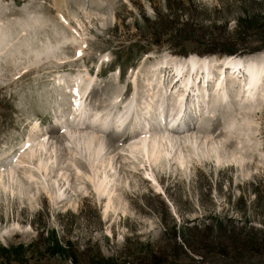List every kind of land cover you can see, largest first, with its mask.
I'll return each instance as SVG.
<instances>
[{"label": "rangeland", "instance_id": "rangeland-1", "mask_svg": "<svg viewBox=\"0 0 264 264\" xmlns=\"http://www.w3.org/2000/svg\"><path fill=\"white\" fill-rule=\"evenodd\" d=\"M90 1L0 0V20L11 36L0 54V264H75L71 254L81 257L78 263L89 264L87 259L93 262L98 251L114 264H139L127 257L143 248L146 254L140 258L155 257L162 264H264V100L254 112L243 113L252 120V134L247 132L252 142L244 143L242 166L228 163L226 153L220 163L184 148L189 159L185 168L163 162L153 168L156 184L136 161L119 159L121 204L116 201L107 213V199L99 198L87 180L77 179L76 169L67 163L73 153L66 142L53 145L56 152H50L57 164L49 174L69 175L61 189L72 203L55 198L57 186L38 170L40 156L26 155L30 141L39 135L51 129L65 131L77 75L92 73L96 94L88 104L99 108L109 87H127L123 101L137 92L135 81L143 92L141 73L166 57L216 58L219 64L218 59L243 55L241 51L247 54L243 57L264 54V49L253 52L262 44L264 0ZM171 12L178 18L169 19ZM248 17L252 20L247 23ZM201 41L218 45L205 53L198 45ZM231 51L238 53L226 54ZM189 69L193 71L192 64ZM59 78L68 80L65 96L57 93ZM236 115L241 122L243 117ZM217 119L205 113L191 123L200 125L202 137L212 121L220 122ZM36 124L42 132H33ZM123 141L126 147L129 141ZM11 169L15 170L10 175ZM53 235L63 254L53 256L57 247L47 243ZM183 242L187 255L175 247Z\"/></svg>", "mask_w": 264, "mask_h": 264}, {"label": "bare ground", "instance_id": "bare-ground-1", "mask_svg": "<svg viewBox=\"0 0 264 264\" xmlns=\"http://www.w3.org/2000/svg\"><path fill=\"white\" fill-rule=\"evenodd\" d=\"M98 1L100 0L90 2ZM9 36L10 32L0 20V54L10 45L8 39L11 36ZM2 38L4 40H1ZM213 60L216 58L192 56L177 61L173 57H170V60L166 57L141 73L144 79L141 85L143 92H140L135 81L136 94L129 101L122 102L120 99L124 91L120 88L118 91H113L115 87L113 89L109 87L106 98L101 101L103 104L99 108H91L92 102L88 104L96 94L94 78L88 74L77 75L73 78L71 87H74L71 90L68 80L59 78L57 93L65 96V90L69 89V94L72 96L71 102L74 105L71 108L72 113L70 118L64 117L72 125L70 127L69 123L64 121V132L51 129L39 135L38 139L30 141L32 145L29 144L31 146L26 154L27 157L33 159L40 156V159L37 157L38 170L39 172L44 170L47 175L55 163L57 164L56 157H52L50 152L51 150L53 153L56 152L53 145L57 143L64 145L66 142V148L73 153L69 154L67 163L70 162L71 167L76 169L77 179L87 180L99 198L107 199L105 213L114 209L116 201L121 204L122 198L117 194L122 174L118 167L121 165L118 163L119 159L136 161L151 178L148 180L156 184L158 180L154 169L163 162L170 165L174 161L185 168L189 159L187 160L183 152L184 148H189L199 157L215 158L218 162L225 159L226 153L230 155L225 159L228 163L242 166L244 157H241V152L244 143L252 142V138L247 137V132L252 134V130L248 128L252 120L243 113L246 110L252 112L255 105H259L264 100V54L218 59L220 65ZM191 64L193 71L189 69ZM211 65H213L212 70ZM229 68L234 71L232 74L229 73ZM181 69L184 71L182 72ZM169 70H171L170 75L167 74ZM204 71L206 73L201 75ZM216 72L222 73V76L219 74L217 78ZM182 82L183 85L180 86ZM212 83L213 88L210 89ZM138 91L141 93L139 99L136 98ZM119 106H123V110ZM205 113H210L215 118L218 116L217 120L221 119L220 122L223 124L219 121L214 124L212 121L209 125L210 129L204 132L206 136L199 137L202 131L197 128L200 125L192 124L191 121L198 120ZM234 114L243 117L242 121L239 122ZM189 123L193 126L188 129ZM126 126L134 137L126 147H122L124 138L116 131H121ZM169 126H175L176 130H170ZM180 127H184V131H179ZM243 127L248 130H243ZM33 132H42L38 124L34 126ZM176 134L184 135L180 137L181 135ZM254 145H258L256 140ZM49 152L51 156L48 157ZM42 157L45 159L42 160ZM170 157L172 160L169 161ZM134 169L136 170V167ZM14 170H8L9 174L14 173ZM50 174L47 175V178L51 179L49 182L57 186L55 198L72 203L69 193L61 189L64 181L69 183V175L56 173L52 177Z\"/></svg>", "mask_w": 264, "mask_h": 264}, {"label": "trees", "instance_id": "trees-1", "mask_svg": "<svg viewBox=\"0 0 264 264\" xmlns=\"http://www.w3.org/2000/svg\"><path fill=\"white\" fill-rule=\"evenodd\" d=\"M181 9L183 10V8H181ZM168 15H169L168 16L169 19L172 18V17H173V20L175 18H178L177 15H174L173 16L172 15V12H171V14H168ZM250 18L251 17H248L245 20V22L248 23L249 20H252V18L251 19ZM254 20L257 21L256 19H254ZM256 26H258V25H256ZM261 32H263V33H261V38H262L261 41H262V44L260 46H258L256 49L253 50V52H256V53L257 52L259 53V51H262L264 49V38L262 36V34L264 35V30L261 31ZM200 43L201 44H198V45L202 47V50H205L206 51L205 53H211L212 51H214L216 49V47L218 45L217 43H215V42L212 43L210 41L209 42L208 41H204V42L201 41ZM253 52H249V53L252 54ZM237 53H238L237 51H231L230 53H226V54H228V55H236ZM241 54H243L244 56L247 55L245 52H242V51H241ZM210 57H212V56H210ZM239 57H241V56H239ZM47 241H48L47 243H48L49 246H51V244H55V246L57 247V248H53L52 249L53 256H56L55 254H59V255L60 254H63L60 251V244L59 243H61V242L58 241V238H57L56 235H53L52 238L51 239H48ZM41 242H42V240H41ZM175 244H177L176 238H175ZM175 247H176L177 250H179L181 252H184V255L185 254L187 255V251H186L187 248H188L187 242H183L182 244H178ZM21 249H23V248H21ZM146 250H147V248H143L139 253H136V254H133V255H129L127 257V259H131V257H133L135 260H138L139 261V264H162L161 262L160 263H157V258H155V257H152V260L151 261H147V258L146 257L144 258V260L142 258H140L139 255H141V254L145 255L146 254L145 253ZM85 255L86 254H83V257H85ZM71 256L75 260V264H80V262L78 263V261H80L79 258H81L79 255L76 256L74 254H71ZM93 256H94L93 257V262L90 260V258H88V256H86V258H88L87 259V263H89V264H95V263L96 264H114L113 258H107L106 259L102 255V253L100 251L96 252ZM85 259H81V260L83 261ZM122 264H125V263H122Z\"/></svg>", "mask_w": 264, "mask_h": 264}, {"label": "water", "instance_id": "water-1", "mask_svg": "<svg viewBox=\"0 0 264 264\" xmlns=\"http://www.w3.org/2000/svg\"><path fill=\"white\" fill-rule=\"evenodd\" d=\"M240 56H244V55H240ZM229 57H239V55H236V56H229Z\"/></svg>", "mask_w": 264, "mask_h": 264}]
</instances>
